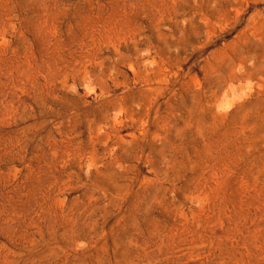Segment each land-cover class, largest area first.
<instances>
[{
	"label": "rangeland",
	"instance_id": "rangeland-1",
	"mask_svg": "<svg viewBox=\"0 0 264 264\" xmlns=\"http://www.w3.org/2000/svg\"><path fill=\"white\" fill-rule=\"evenodd\" d=\"M0 264H264V0H0Z\"/></svg>",
	"mask_w": 264,
	"mask_h": 264
}]
</instances>
